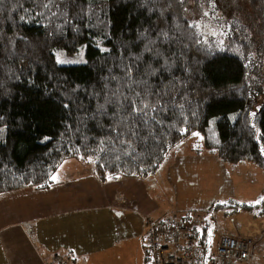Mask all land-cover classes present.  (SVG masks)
Here are the masks:
<instances>
[{
    "label": "trees",
    "instance_id": "obj_1",
    "mask_svg": "<svg viewBox=\"0 0 264 264\" xmlns=\"http://www.w3.org/2000/svg\"><path fill=\"white\" fill-rule=\"evenodd\" d=\"M244 1L256 30L223 0H0V193L48 189L70 159L101 182L145 179L192 137L264 169V89L249 77L264 0ZM228 201L264 217V199ZM210 211L194 232L205 264Z\"/></svg>",
    "mask_w": 264,
    "mask_h": 264
},
{
    "label": "crops",
    "instance_id": "obj_2",
    "mask_svg": "<svg viewBox=\"0 0 264 264\" xmlns=\"http://www.w3.org/2000/svg\"><path fill=\"white\" fill-rule=\"evenodd\" d=\"M189 140L192 145L187 151L192 152L201 140ZM175 153L176 149L165 160V168L174 165L176 160L168 162ZM164 179L170 183L167 176ZM140 180L101 182L90 163L70 159L56 170L54 184L48 189L26 187L0 193V264H90L94 256L117 258V248L123 249V242L130 238L140 239L142 231L140 236L137 231L147 221L137 208L143 187ZM143 195L147 202V191ZM130 211L134 222L129 223L126 214ZM191 216L196 215L184 213L179 222L187 223L186 217ZM260 225L258 236L264 237V219ZM253 250L244 264H254ZM141 258L145 263V255L138 249L135 263ZM254 259H264V254Z\"/></svg>",
    "mask_w": 264,
    "mask_h": 264
},
{
    "label": "rangeland",
    "instance_id": "obj_3",
    "mask_svg": "<svg viewBox=\"0 0 264 264\" xmlns=\"http://www.w3.org/2000/svg\"><path fill=\"white\" fill-rule=\"evenodd\" d=\"M219 5V7L229 12H233L239 6H243L239 13H241L240 16L244 23L250 27L253 26L255 30L258 29L259 21L257 20L261 21V17H257L256 12H254V14L250 15L252 19L248 18V16L246 18V12L250 13L251 9L244 0H223V3ZM263 24L264 21L260 25L259 33L253 30L251 35L256 33V36H263ZM260 49L261 52L252 65L249 77L250 81L257 83L260 88L263 87L264 89V86H262L264 85V41L260 44ZM79 61L80 58H73L72 55L57 54V62L60 65L76 64ZM189 139L186 140L185 148L184 141L176 148L175 155L171 156L168 163L176 160L173 166L168 167L167 164V168H165L164 165L166 164H161L160 167H164L161 171L157 170L149 178L146 177L140 180L143 187L137 208L139 206L141 214L147 216L144 226L142 225L137 231L139 236L140 231H142L140 239L130 238L127 242H123L126 243L125 247L123 249L121 247L117 248V258L103 256L98 259L97 256H94L90 264H136L135 251L138 249L141 253H144L146 258L145 263H143L141 258L139 264H146L145 246L147 244L146 238L150 219L156 222L164 220L179 221L181 217H184V213L202 215L209 209L212 210L210 214H212L211 216L214 220L215 232L213 248L208 252V264H213V261L218 260L216 246L222 236L235 239L253 237L254 250L251 262L264 264V259H254L264 254V237L258 236L259 229L262 226L260 224L264 218L256 216V208H234L230 205L231 202L228 201L232 200L237 204L249 206L260 204L264 199V169L251 162L226 163L221 161L214 150L211 151L205 148L202 143H198L194 150L189 152L187 149L191 147L192 143L196 144L194 139H192V143L188 142L190 141ZM190 171H193L192 180H190ZM165 176H167V181H170V183H166L165 179L163 180ZM146 191L147 202L144 201L143 195ZM214 203L224 204L225 206L214 208L212 207ZM130 214L131 211L126 214L129 215L126 218L129 223L134 222L130 220ZM137 217L139 219L142 218L140 213ZM120 253H124L122 257H120ZM246 261L236 262H238L237 264H244Z\"/></svg>",
    "mask_w": 264,
    "mask_h": 264
},
{
    "label": "built area",
    "instance_id": "obj_4",
    "mask_svg": "<svg viewBox=\"0 0 264 264\" xmlns=\"http://www.w3.org/2000/svg\"><path fill=\"white\" fill-rule=\"evenodd\" d=\"M148 225L145 246L148 264H205L203 247L194 235V232L199 233L205 228V219L201 215L193 216L187 223L175 220L156 222L150 219ZM251 248L249 239L222 236L216 246L218 260L213 261V264L246 261Z\"/></svg>",
    "mask_w": 264,
    "mask_h": 264
},
{
    "label": "clouds",
    "instance_id": "obj_5",
    "mask_svg": "<svg viewBox=\"0 0 264 264\" xmlns=\"http://www.w3.org/2000/svg\"><path fill=\"white\" fill-rule=\"evenodd\" d=\"M147 264H148V262H147Z\"/></svg>",
    "mask_w": 264,
    "mask_h": 264
}]
</instances>
